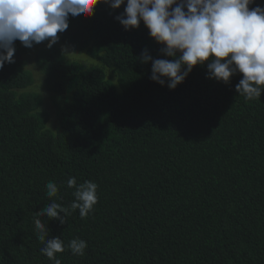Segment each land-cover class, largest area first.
<instances>
[{
  "label": "trees",
  "instance_id": "obj_1",
  "mask_svg": "<svg viewBox=\"0 0 264 264\" xmlns=\"http://www.w3.org/2000/svg\"><path fill=\"white\" fill-rule=\"evenodd\" d=\"M124 7L69 17L60 44L86 61L38 50L40 92L19 40L0 70V264H55L35 218L63 240L61 264H264V92L246 101L242 74L208 79L207 62L174 90L152 81L140 54L165 58L161 45L142 21L123 28ZM70 177L98 185L86 218L70 207ZM53 200L63 224L37 215ZM77 237L83 256L67 247Z\"/></svg>",
  "mask_w": 264,
  "mask_h": 264
},
{
  "label": "clouds",
  "instance_id": "obj_2",
  "mask_svg": "<svg viewBox=\"0 0 264 264\" xmlns=\"http://www.w3.org/2000/svg\"><path fill=\"white\" fill-rule=\"evenodd\" d=\"M99 3L113 10L125 5L115 17L123 28H138L142 21L149 36L161 45L165 58H153L146 48L140 54L141 63L151 62L149 78L161 86L174 90L194 66L207 62L208 79L228 84L231 77L242 74L235 91L246 101L264 92V7L250 9L255 0H0V70L6 63H15L17 40L26 48L47 41L45 46L51 49L59 42L58 33L69 28V17H90ZM67 187L75 188L71 209L86 218L98 202L97 183L77 184L70 177ZM46 188L48 197H58L55 182H48ZM67 214L68 209L53 200L37 215L63 224ZM34 226L44 244L40 252L61 264L56 254L64 252L63 240L49 238L50 230L39 218ZM67 247L73 255L83 256L87 241L77 237Z\"/></svg>",
  "mask_w": 264,
  "mask_h": 264
},
{
  "label": "rangeland",
  "instance_id": "obj_3",
  "mask_svg": "<svg viewBox=\"0 0 264 264\" xmlns=\"http://www.w3.org/2000/svg\"><path fill=\"white\" fill-rule=\"evenodd\" d=\"M47 41L42 42L40 44H34V46L31 48V51L28 53V55H25L23 57H21L20 59L25 61L26 63V68L28 70H30L33 73V77H34V86L33 89H35L36 91L40 92L41 88H40V75L38 74V72L36 71V69L34 68V63H33V57L35 55V53L40 50L43 49L44 47H46ZM57 47H59L60 49H62V45L60 44V41L55 45ZM66 55L67 58H69L70 60H78V61H86V58L84 55H75L73 53H71L69 50L67 51V53H64ZM48 107V106H47Z\"/></svg>",
  "mask_w": 264,
  "mask_h": 264
}]
</instances>
